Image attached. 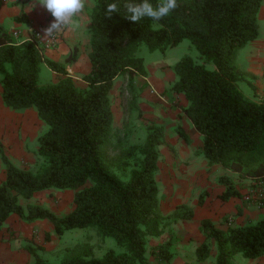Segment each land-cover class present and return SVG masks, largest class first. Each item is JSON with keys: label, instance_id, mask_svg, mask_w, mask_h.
<instances>
[{"label": "trees", "instance_id": "trees-1", "mask_svg": "<svg viewBox=\"0 0 264 264\" xmlns=\"http://www.w3.org/2000/svg\"><path fill=\"white\" fill-rule=\"evenodd\" d=\"M126 0H95L91 10L90 71L77 87L65 69L76 59V49L64 64L44 59L31 42L16 44L0 35L2 99L14 110L34 108L47 131L37 139V155L43 160L39 172L13 166L6 158L5 180L0 183V227L12 214L24 222L47 220L54 233L94 227L103 238H113L123 252L113 250L101 257L84 249L65 256L59 264H149L145 258L150 238L163 232L158 209V146L163 127L150 124L141 144H128L109 158L106 147L112 136L110 91L118 76H126L134 93L135 80L145 76L143 59L136 55L144 44L150 52H165L189 40L202 63L183 56L174 65L171 91L183 94L188 106L183 113L202 138V155L241 177L264 175V97L246 98L238 83L247 75L235 64L237 53L259 36L257 16L262 0H177V7L159 24L148 18L134 24L124 19ZM140 2V0H134ZM155 6L158 0H150ZM117 3L111 19L106 6ZM59 74V80L39 86L41 63ZM210 65V68L207 67ZM264 95V92H263ZM179 136L187 140L181 129ZM224 181L226 179H223ZM90 183V184H89ZM74 191V208L57 216L38 205L23 208L19 198L49 190ZM235 192L223 195L226 199ZM182 209L173 218L189 219ZM200 231L216 243V264H231L234 255L246 259L264 256V219L255 224L222 230L202 221ZM171 242L158 248L164 261L171 259ZM33 264H50L37 249L28 247ZM210 253L204 243L196 250L197 261Z\"/></svg>", "mask_w": 264, "mask_h": 264}, {"label": "crops", "instance_id": "crops-1", "mask_svg": "<svg viewBox=\"0 0 264 264\" xmlns=\"http://www.w3.org/2000/svg\"><path fill=\"white\" fill-rule=\"evenodd\" d=\"M31 3L32 0H0V35L3 32L12 42L20 44L26 42L34 31L46 28L53 22L54 18L50 13L39 5L33 9ZM94 5L95 0H89L85 11L76 18V26L64 29L55 48L42 51L44 59L64 64L66 58L76 49L75 61L66 64L65 69L79 88L85 87L82 76L90 71V15ZM260 10L261 19L264 21V0ZM13 32H18L16 38L12 37ZM249 46L242 49L245 51L243 60L247 63L248 70L241 71L254 81L253 95H259L263 99L264 40L258 36ZM47 68L44 62L41 63L39 86L47 85L40 83L42 73L47 75ZM151 69L161 70V73H149L145 68L146 75L135 80V90L131 95L136 100L137 111L149 123L163 127L155 174L163 232L149 240L145 258L149 264H216L217 252L213 240L206 238L200 231V223L209 221L222 230L251 225L264 219V207L259 208L241 200L249 186L248 178L243 180L239 174L220 165H210L203 157L201 135L183 113L188 102L183 94L171 91L176 77L170 72L165 74L162 64ZM51 72L58 81L61 76ZM117 78L113 81L110 100L116 89L114 82ZM1 80L0 75V83ZM124 82L127 85L126 77ZM111 110L115 118L112 101ZM178 129L185 133L187 140L179 136ZM46 131L47 124L39 119L34 108L14 110L5 105L0 84V183L5 180L2 158H6L18 169H28L38 157L37 139ZM229 188L237 195L224 199L223 195L229 192ZM47 191L50 189L37 192L29 199L20 197L19 204L23 208L38 205L47 209ZM185 208L191 210L192 216L189 219L173 218L174 213ZM229 219L231 223L227 224ZM47 230L55 234L47 220L24 222L17 215H10L0 227V264H33V257L27 248L42 240L43 245H39L42 250H47ZM168 241L171 242L172 256L169 261H164L158 257L157 251ZM204 243L209 245V256L203 261H197L196 250ZM42 250L38 253L39 256ZM237 255L232 257L231 264L236 258V264H264V256L239 259Z\"/></svg>", "mask_w": 264, "mask_h": 264}, {"label": "rangeland", "instance_id": "rangeland-1", "mask_svg": "<svg viewBox=\"0 0 264 264\" xmlns=\"http://www.w3.org/2000/svg\"><path fill=\"white\" fill-rule=\"evenodd\" d=\"M261 16V10H259L257 16L259 38L264 40V21L261 19ZM249 45H251V43L247 44L245 47L248 48L250 47ZM136 55L143 59L144 66L149 73L153 71L155 74L161 73V70L157 71L158 69L152 71L151 67L162 64L164 66L163 72L165 74L170 72L175 77L176 75L173 67L183 56H189L197 63L203 62L197 50L189 40H183L178 46L168 48L165 52H150L144 44H141ZM244 55L245 51L240 49L237 53L235 64L240 70L246 72L248 70V65L243 60ZM207 67L210 68V65H207ZM124 77L126 76H118L114 82V87L116 86V89L113 91V98L111 101L115 118H113L110 143L106 147V155L109 158H114L119 155L120 151L128 144H141L145 139V128L151 124L137 111L136 107L138 106L135 102L136 100L133 98L134 96H131L132 93L127 88ZM40 80L41 84L47 85L57 82L56 76L52 74L48 68L47 75L43 72ZM253 84L254 81H252L249 76L246 80L239 82L238 86L246 98L255 102L261 101L262 98H260L259 95H253L255 91ZM42 165L43 160L37 157L26 170L37 173L42 168ZM242 178L245 180L244 177ZM73 208L74 191L54 188L47 191V209L52 213L57 216H64L71 212ZM45 239H47V250H42V247L39 245V243L42 244V240L33 243L32 248L37 249L38 253L42 250V254L40 255L41 258L50 264H59L65 256L77 254L84 249L90 250L92 255L96 257L103 256L105 252L109 250H113L116 253L123 252V249L117 245L113 238L101 237L94 227L68 230L61 236H57L47 230ZM212 243L217 252L215 241L213 240ZM237 257L242 259L240 254H238ZM236 259L233 260V264L238 262Z\"/></svg>", "mask_w": 264, "mask_h": 264}, {"label": "clouds", "instance_id": "clouds-1", "mask_svg": "<svg viewBox=\"0 0 264 264\" xmlns=\"http://www.w3.org/2000/svg\"><path fill=\"white\" fill-rule=\"evenodd\" d=\"M88 4L89 0H32L31 7L35 9L39 5L54 18L50 26L43 30V38H49L65 28L75 27L76 18L85 11ZM177 6V0H158L155 6L150 0H140L138 3L134 0H126L123 4L125 10L123 18L134 24L148 18L153 24H159ZM119 10L117 3H109L106 6V16L111 19Z\"/></svg>", "mask_w": 264, "mask_h": 264}, {"label": "built area", "instance_id": "built-area-1", "mask_svg": "<svg viewBox=\"0 0 264 264\" xmlns=\"http://www.w3.org/2000/svg\"><path fill=\"white\" fill-rule=\"evenodd\" d=\"M48 26H50V24H48L47 27ZM44 29L45 28H41L34 31L27 40L28 42L33 43L40 53H42L43 50L55 48L64 31L54 34L53 37L43 38ZM17 36L18 32L12 33V37L16 38ZM241 200L246 204L254 205L259 208L264 207V175L250 179L249 186L242 194ZM230 223L231 221L229 219L227 224Z\"/></svg>", "mask_w": 264, "mask_h": 264}]
</instances>
